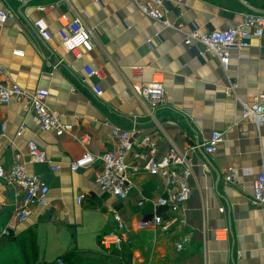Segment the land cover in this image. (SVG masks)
<instances>
[{
    "label": "crops",
    "instance_id": "crops-1",
    "mask_svg": "<svg viewBox=\"0 0 264 264\" xmlns=\"http://www.w3.org/2000/svg\"><path fill=\"white\" fill-rule=\"evenodd\" d=\"M245 1L264 9V0ZM20 4L0 0V14L12 13L0 22V79L44 90L48 106L73 130L57 136L41 130L20 102L0 105V168H10L21 154L28 173L50 186L49 206L33 205L28 220L19 222L14 210L23 194L0 178V222L10 232L0 236V264H59V259L67 264H264V207L252 204L254 176L243 172L250 168L257 174L264 166V125L242 118V102H251L264 88V36L254 37L226 71L216 58L198 56L185 45L183 33L144 15L133 0H35L24 8L25 18L18 14ZM50 4L45 13L38 9ZM246 12L251 11L238 0H182L170 6L168 18L184 24L185 31L194 25L212 31L235 27ZM78 15L91 30L94 47L76 54L63 47L59 31ZM39 20L43 33L34 26ZM17 50L24 56L14 55ZM86 65L102 77L86 78ZM132 66L144 68L142 78L132 77ZM154 72L164 75L166 105L151 115L133 83L149 81ZM232 82L238 87L235 96H228ZM96 84L101 97L92 89ZM110 125L151 135L158 156L209 140L214 131L223 133L215 154H189L191 196L176 214L183 223L166 231L141 225L150 222L155 207L150 202L138 207L140 195L173 192L160 177L141 171L134 177L138 188L120 199L96 185L100 160L71 170L85 152L78 140L82 134L91 135L94 154L113 149ZM30 140L60 168L31 163ZM228 170L238 174L237 185L225 183ZM81 194L85 199L78 204ZM111 208L133 239L121 250L108 251L100 243L115 227Z\"/></svg>",
    "mask_w": 264,
    "mask_h": 264
},
{
    "label": "built area",
    "instance_id": "built-area-1",
    "mask_svg": "<svg viewBox=\"0 0 264 264\" xmlns=\"http://www.w3.org/2000/svg\"><path fill=\"white\" fill-rule=\"evenodd\" d=\"M133 1L144 15L183 33L185 35L184 44L193 49L198 56L216 58L226 71L230 67L233 57L242 56V53L251 47L254 37L264 36V14L246 12L240 23L232 28L210 31L194 25L189 31H185L184 24L171 21L168 18L170 6L179 4L182 0ZM52 8L53 4H50L40 6L38 9L45 13ZM9 15L1 13L0 22H5ZM34 26L43 33L45 28L40 20ZM59 36L63 47L69 52L79 54L81 49L91 51L94 47L93 34L80 15L65 23L59 31ZM13 54L24 56V52L19 50L14 51ZM130 69L133 78H142L144 73L142 66H132ZM84 72L88 79L102 77L100 71L90 65L84 67ZM164 82V75L154 72L149 81L133 83L134 93L147 103L151 115H154L158 108L166 105ZM237 87L236 82L230 83L226 88L227 95L235 96ZM92 89L97 96L103 95L102 89L97 84L93 85ZM47 98V93L42 89L29 91L17 84L0 79V105L18 101L25 111L33 116L41 130L54 132L57 136L71 135L73 125L62 122L61 114L48 106ZM242 106L243 120L253 122L258 126L264 125V88L253 97L251 102H242ZM106 123L109 124V122ZM110 126V137L114 143L113 149L103 154H94L89 148L92 141L91 135L82 134L78 140L85 152L70 164L71 170L78 171L88 168L95 161L100 160L103 167L96 174V185L105 193L120 199L128 198L138 188L134 177L141 171L154 177H160L164 180L166 190H173V192L171 191L168 195L158 193L159 195L155 197L140 195L137 201L138 207H143L147 202L152 203L155 207V213L150 222H143L141 225H150L156 230L166 231L176 222L183 223V220L177 218L176 214L191 196L189 179L192 175V163L189 154L196 151H203L210 155L215 154L218 145L223 141V133L214 131L209 140L202 143L197 142L184 150L173 147L165 155L158 156V149L151 135L144 133L140 128L125 129L116 125ZM5 129L3 126V131ZM24 129L25 125H22L18 134H22ZM28 156L31 163H49L51 170L60 168L58 164L48 159L44 150L34 140L28 142ZM203 167L208 170L207 164H204ZM243 172L245 175L254 176L252 204L264 207V166L257 174H254L250 168L244 169ZM223 176L226 184H238V174L235 171L228 170ZM0 178L19 188L23 194L20 205L14 210V216L19 222L28 220L33 205L44 208L49 206L50 186L39 175L28 173L21 154L15 155L10 168H0ZM84 199V194L78 196V204H81ZM110 211L114 216L115 227L101 236L100 243L105 250L109 251L112 248L121 250L123 246L132 245L133 239L118 210L111 208ZM168 214L169 217L165 218ZM9 234L8 228L0 222V236ZM177 248L182 250L184 245L180 242L177 244ZM58 263L67 264L63 259H59Z\"/></svg>",
    "mask_w": 264,
    "mask_h": 264
},
{
    "label": "water",
    "instance_id": "water-1",
    "mask_svg": "<svg viewBox=\"0 0 264 264\" xmlns=\"http://www.w3.org/2000/svg\"><path fill=\"white\" fill-rule=\"evenodd\" d=\"M21 4L18 8V14H20L23 18H25V14L23 12L24 8H26L29 4L34 2L35 0H18ZM243 6H245L248 10L254 13L258 14H264V9L255 7L249 3H247L245 0H238ZM203 152V151H201Z\"/></svg>",
    "mask_w": 264,
    "mask_h": 264
}]
</instances>
